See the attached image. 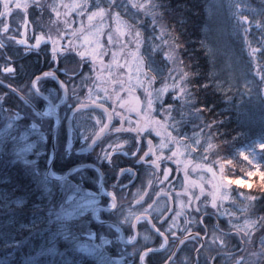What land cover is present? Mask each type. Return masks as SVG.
<instances>
[{"label":"trees","instance_id":"16d2710c","mask_svg":"<svg viewBox=\"0 0 264 264\" xmlns=\"http://www.w3.org/2000/svg\"><path fill=\"white\" fill-rule=\"evenodd\" d=\"M212 1L155 0L158 12L156 19L167 29L168 38L177 46V58L182 63L181 69L188 73L185 84L192 99L185 104L170 93L163 107L175 105L174 117L182 121L178 125L181 137L202 134L216 145L222 162L232 161L231 164L225 162V175L232 180L245 179L249 182L247 192L258 197L251 210L257 218L264 215V150L259 152V169L241 156V150L255 139L264 143V83L255 74L254 58L249 55L243 27L238 26L235 13L244 10L253 20L248 39L252 41L253 47H264V32L255 27L256 22L264 20V0H223L225 11L218 30V37L227 39L235 57L247 66L249 74L258 84L263 108L256 111L246 105V99L239 89L224 90L214 76V62L205 45L207 31L211 27L208 14ZM230 3L238 4L239 7H230ZM104 5L111 8L112 12L115 9L110 4ZM245 5L251 10L248 11ZM28 13L30 24L33 25L32 16L38 11L30 8ZM140 15L142 19L139 27L148 28L152 25L153 30L156 29L151 17L143 13ZM11 27L14 25L11 24ZM145 36L152 45L159 44L160 35L157 37L150 30ZM6 43L8 47L0 49V53L12 55L18 71L14 78H5L0 72V78H5L7 84L12 83L39 109H44L48 102L33 92L31 83L34 76L56 70L64 83L76 85L75 91H69L68 102L60 107L58 104L64 97L55 79L45 78L39 87L55 104L61 117L53 170L64 175L66 159L61 154L67 141V127H86L82 123L83 115L78 111L72 113V109L78 105V98L82 101L86 99L89 84L81 86L80 77L73 71L78 62L70 54L66 59L62 55L57 62L52 59L49 44L26 52L22 45L11 41ZM158 52L152 51L153 59L165 67L167 61L163 53ZM2 63L0 59V65ZM260 63L264 66V58ZM66 71L74 77L72 81L65 75ZM80 71L84 76L92 75L90 64L83 65ZM0 93H8L0 101V264H117L114 258L129 252L131 247L122 246L113 229L92 219L90 208H85L80 192L72 195L67 191L66 180L56 182L46 177L54 120L37 118L22 99L2 86ZM197 108L201 111L197 112ZM94 111L101 115L102 111ZM88 124L91 127L92 122ZM32 143L37 144L38 150L25 161L20 151ZM84 171L96 174L93 169L86 168ZM257 243L255 239L254 245H246L248 257L260 250Z\"/></svg>","mask_w":264,"mask_h":264},{"label":"snow or ice","instance_id":"6c2138e0","mask_svg":"<svg viewBox=\"0 0 264 264\" xmlns=\"http://www.w3.org/2000/svg\"><path fill=\"white\" fill-rule=\"evenodd\" d=\"M35 4L38 8H43L40 0H29V2L21 3L20 0H0V6H2L3 11H0V49H6L8 44L6 41L14 42L17 45L24 46L26 52L33 50H38L41 48L42 44H50L52 59L59 62L60 58L64 54L76 52V55L80 57V61L77 63L76 68L73 70L76 75L80 77L81 86H86L91 82V87H88L87 97L85 100L78 98L77 111L81 115H87L88 119L92 121V137L93 144L96 143L101 137L104 136L113 126V121L118 119L120 121L119 127H114L116 133L127 132L132 133L134 136L131 139H123L122 141L118 139L114 142H108L106 151L104 152L105 160L111 164L112 158L115 155L123 154L124 156H132L135 158L137 163L148 164L150 169H155L152 172V176L155 181L159 183H164L170 181V177L174 174V169L168 167L162 173L159 172L161 168L162 161H171L176 165V173L180 171L183 172V178L180 184L181 191L175 192V199L179 201L180 211L175 213L176 219H179L181 215L186 213V210L191 208L194 213L200 215V219L193 217L188 219L186 223H204L203 217L207 216L209 213V205L211 209L215 210L214 214L218 217L224 216L228 217V224L232 228L236 229L238 234H241V239L244 244H251L253 241L251 237H254L256 232H261L260 236V250L258 252H252L251 258H236L232 253H226L225 255L228 259L225 264H264V215L258 216L256 219H252L249 216L251 210L255 207V202L258 197L252 195L251 193H237L238 196L243 197V201H237L232 198V192L229 186L233 181H228L225 183V162L231 164L232 161L227 160L221 162L220 160H214L213 162L219 164V170L217 171L212 166L205 164L204 161L210 158V154L216 149L211 140L205 141L204 145H201V135L199 133L195 134L193 137H185L184 140L180 139L179 135H173V132H179L178 125L182 123L181 120H176L173 116V111L175 109L174 104H169L167 108H164L165 96L170 92L175 96L177 100L189 103L191 95L185 87V82L188 79V73L179 70V68H174L179 77V82L177 83L176 76H173L172 72L168 73V80L172 83L168 84L161 81L160 87H156L158 70L148 63L144 55L141 53V48L143 47V34L138 29V27L125 20L119 11L114 14L111 8H104L99 5L97 0L96 10H90L89 0H53V3L48 7L51 9L52 13H55L56 17L59 18L62 13L61 9H64L63 15L65 17L64 24L65 29L57 33L55 37L51 33L45 34L40 33L39 36L34 37L35 42L30 43L27 38V25L25 24V33L23 39H17L16 34L12 32L10 25L6 22V18L9 17L13 11V5L16 9H27ZM111 6L123 7L130 12L131 18L136 19L139 13H143L146 17H151L153 24L158 23L157 16L158 12L156 10L155 0H127L126 3L123 0H109ZM230 7H239L238 4L233 5L230 3ZM247 8V6H244ZM135 9V12H131ZM250 11L251 9H248ZM76 12L80 17H84L87 13V27L84 22L81 21L80 28H71L73 21L69 20L68 17ZM235 15L238 18V26L243 27L244 32V42L248 46L249 55L254 58V63L256 65V75L259 76L260 81L264 83V66L261 65L260 60L264 58V47H253L252 41L248 39V35L252 30L253 20L245 14L244 10H241ZM115 21V29L108 23V20ZM255 27L261 32H264V20L255 23ZM161 34L167 31V29L160 25ZM68 30L71 32L72 40L67 41V47L62 43L63 36L61 32L67 34ZM18 31V29H17ZM83 36V45L74 46V40L79 39ZM106 37V44L115 45L119 42L121 37H129L124 43L120 44L118 51H113L111 48H106V44L102 43V39ZM264 40V37H262ZM94 44V47L91 45ZM125 44L129 47L125 48ZM84 45H90L89 48H85ZM134 45V49L131 47ZM155 49V46H153ZM175 44H170L169 51L167 52V59L173 63V65H178L180 62L177 58V53L175 51ZM111 57L109 62H105V57ZM119 57V58H118ZM90 58V59H89ZM0 59L3 60L2 65H0V72L4 74L5 78L9 76L14 78L18 69L14 66L13 56L8 53H0ZM66 59V55H65ZM121 59L123 63H121ZM84 63L90 64V71L95 73V76L89 75L84 76L80 71ZM127 69L125 73L124 70ZM23 70L22 67L20 69ZM65 75L72 81L74 77L70 76L66 71ZM5 78H0V85H4L8 88L9 92H12L14 86L12 83L5 84ZM45 78L59 79L56 70L48 71L43 73L41 76H34L33 88L39 89L40 83ZM134 81V82H133ZM116 85H119L117 88ZM61 86L65 91H75V83L61 82ZM207 87V85H204ZM247 89V85H245ZM140 92V95L137 93ZM176 92H179V96H176ZM101 93L103 96L101 97ZM8 93H0V101H3ZM103 100L104 102H101ZM111 102L109 106H106L107 102ZM159 110L163 113L162 119H156L155 113ZM94 109H101V115H96ZM197 112L201 109L197 108ZM135 116V119L133 118ZM106 118V122H105ZM175 120V123L171 121ZM98 126V130H97ZM207 127V125H206ZM155 133L156 137H159V142L154 143L153 139L148 138ZM132 140H135V146L130 150L124 149L125 145H130ZM146 140L147 150H143L140 146L141 142ZM261 149L264 150V143L260 145ZM167 149L170 155L165 156L164 150ZM194 153H200L198 156H193ZM243 155V153H241ZM244 159L249 161V163L254 162L249 160V156L245 155ZM256 168L259 169V163H256ZM191 173H197V178L192 179ZM202 173H210L211 178L206 179ZM135 175L133 169L125 168L120 170L118 175L123 177L125 175ZM251 175V173H249ZM152 180L148 181L147 187H152ZM237 184H242V181H235ZM205 185H210V189H206ZM174 191V187L170 183L169 185ZM129 185H125L127 189ZM250 187V186H249ZM124 190V189H122ZM100 194L108 195L113 197L111 203L108 205L110 209L114 205H118L120 202V197H118L115 191L108 193L103 187L100 188ZM171 193H165L163 190L157 196H170ZM148 196L147 192H144L142 188L137 189L134 201L137 205L143 208V213L138 214L131 208V203H129L126 209V215L123 218V222L128 225L130 230H135L133 234L124 241L126 244L132 245V251L129 256L134 259L132 261H122V264H151V255L156 254L161 251L168 252L166 258V264H176L175 251H169L170 245V233H172V227H175V219L172 221V226H170L166 231L158 227L156 223L152 222V217L150 216L151 211L159 213V222L163 225L167 221V217H164L163 213L167 209V200H165L164 207L155 206L153 202H148L147 207H143V202L145 197ZM203 198V199H202ZM127 200V197L124 198ZM226 201H231L234 206H239L240 210L244 214L243 225L236 224L234 222L235 212L224 208L223 204ZM195 205V207H193ZM146 224H150L151 228L162 237V242L160 248H153L149 246L150 236L143 235V243L138 240L141 232L137 230V225L141 221ZM119 231V229H117ZM147 232V228L144 229ZM185 231L188 232L189 236H192V232L187 228ZM199 235V232L196 233ZM229 233H225L223 228L218 226L216 230L212 233V244L217 242L223 248H227L226 237ZM174 244L180 245L184 243V238L173 241ZM200 248L203 249L204 245L201 244ZM179 250V249H176ZM198 253L197 259L193 264H199V254L200 249L196 250ZM214 257L212 260L214 261ZM207 262V260H206Z\"/></svg>","mask_w":264,"mask_h":264},{"label":"flooded vegetation","instance_id":"af4514ba","mask_svg":"<svg viewBox=\"0 0 264 264\" xmlns=\"http://www.w3.org/2000/svg\"><path fill=\"white\" fill-rule=\"evenodd\" d=\"M81 119L82 123H84L86 127H67V141L65 142V148L62 151L61 157L66 159L65 174H67L73 168H76V170L66 180L65 188L70 194L73 193L72 195H74L75 192H80L81 198L83 199V204L85 205V208H90L91 217L93 220V214L95 211H97L96 217L100 221L113 223L121 228L119 231H117L116 228L101 224L114 230L116 234L115 237L122 246L131 247L129 252H123L122 255L114 258L117 264H122L123 260L132 261L134 259L132 256H129V253L132 251V245L124 243L123 238L126 241L135 230H130L128 225L123 222V218L127 214L126 209L128 208L129 203H131V208L133 211L138 214L143 213V208L140 205H137L133 198L137 192V189L140 188H142L144 192L148 193V196L145 197V201L143 202V207H147L148 202H153L154 207L159 206L163 208V202L167 200V209L164 211L163 215L168 219L163 225H161L159 222V213L151 211L150 216L152 217V222L156 223L157 226L161 227L164 231L172 226V221L175 219L176 226L172 227V233L169 234L171 245L169 251H175L176 264H193L198 256L196 251L197 249H200L199 264H225V261L228 259V257L225 255L226 253H232L236 258H251L247 255V244L243 243L241 234H238L236 229L229 228L226 225V222L223 219H219V217H217L214 213L209 212L207 216L203 217L204 223L202 224L186 223L188 219H192L193 217L200 219V215L198 213H194L191 208L187 209L186 213L181 215L179 219H176L175 213L180 211V207L179 201L174 197L175 192L181 191L180 184L183 173L181 171L176 173L175 164H173L171 161H167L165 163L164 161L161 162V168L159 169V172L162 173L168 167H172L174 169V174L170 177V181L164 182L162 184L155 181L154 177L152 176V172L155 171V169H150L148 164L137 163L135 158L132 156H124L123 154L115 155L112 158L111 164H109L104 157L107 143L117 141L118 139L121 141L123 139H131L134 134L127 132L116 133L114 131V127H118V124H114V120L113 126L110 127V130L107 132V134L92 148H88L93 141L92 127H89L90 124H88L92 121L88 119L87 115H83ZM53 133L54 127L52 129L50 158L52 153V145L55 138ZM148 138L153 139L151 136ZM135 143V140H132L130 145H125L124 149L121 150V153L124 150H130L135 146ZM140 146L143 148V150H147L146 140L142 141ZM96 167L100 169L102 175ZM86 168L93 169L96 171V174L94 175L92 171H84ZM125 168L133 169L136 174L132 176L126 174L125 176L120 177L118 173L120 170ZM149 180L153 181L151 188L147 187ZM101 181L103 183V188L108 193L115 191L118 197H120L119 204L114 205L112 209H110L108 205L111 203L113 197L100 194ZM170 183L174 187V191L169 186ZM125 185H129V187L125 189ZM84 186H86L87 189H83ZM161 190H163L165 193H171V195L159 196V199H157V196ZM126 197L127 200L125 201L124 198ZM218 226L223 228L225 233H229V235L226 237V243L228 245L227 248L221 247L218 242L216 244L211 243L212 233ZM145 228H147V232L144 231ZM186 228L192 232V236L188 235V232L185 231ZM137 230L141 232V235L138 237V240L141 243H143V235L147 234L150 236L149 246L153 248H160L162 237L154 232L150 224H146L142 220L140 224L137 225ZM197 232H199V235H196ZM180 237L184 238V243L180 245L174 244L173 241L179 239ZM103 240L108 241L110 239ZM201 244L204 245L203 249L200 248ZM167 256L168 252L166 251L153 254L151 255V264H166ZM213 257L215 258L214 261L212 260Z\"/></svg>","mask_w":264,"mask_h":264},{"label":"rangeland","instance_id":"374dc122","mask_svg":"<svg viewBox=\"0 0 264 264\" xmlns=\"http://www.w3.org/2000/svg\"><path fill=\"white\" fill-rule=\"evenodd\" d=\"M20 2L26 3V2H29V0H20ZM40 2L44 6L42 9L36 7L35 4H32V6L27 9V12H25L24 9H22V8L16 9L13 5V11H12L11 15L6 18V22L10 25L11 30H13V32L16 34L17 39L25 38L24 37V33H25L24 25L25 24L27 25V38H28L30 43H34L35 42L34 37L39 36L41 32H43L45 34L51 33L52 36L55 37L58 32L65 29V24H64L65 17L63 15L64 9H61L62 15L59 18H57L55 13H52L51 9L48 7L49 5H51L53 3V0H40ZM68 2H71V0H68ZM98 2H99V5L101 7L108 8V7H105L104 4L109 5V0H98ZM118 2H119V0H118ZM126 2H124V3H126ZM89 4H90V10L95 11L96 5H97V0H89ZM30 8H31V10L34 9V10L38 11L37 14L32 16L33 20H34L33 25L30 24V21L28 19V14H29L28 11ZM2 11H3V9H2ZM117 11H119L121 13L122 17L125 20H128L130 23L135 24L138 27V29L142 32V34H143V47L141 48V53L144 55V57L146 58L148 63L150 65H152V67H154L158 70V78H157L156 87H160L161 80L163 82L168 83V84L172 83L171 80L167 79L169 72H172L173 76H176L177 83H178L179 77H178L177 73L175 71H173V69L179 68V70H182L181 69L182 63L180 62L178 65H173V63L167 59L166 54L169 51V46H170V44H174V42H172L171 39L168 38L167 32H165L162 36L161 28H160V25H162L161 22L158 21V23L155 24L156 25L155 30H153L152 25H149L148 28H146L144 26L139 27V23L142 19V16L140 14H142V13L138 14L136 19H132L130 12H128L123 7V4H121L120 7H115V9L113 10L112 13L114 14ZM135 11H136L135 9L131 10V12H135ZM224 11H225V9H224L223 0H213L212 1L211 7L209 9V14H208L209 23H210L211 27L207 31V37L205 40V45H206L207 50L211 54V57L213 59L212 61L214 62L213 63L214 64V76H215L217 82L222 86V88L224 90H236L237 91L239 89L246 99V105H248L254 111H256V109L260 110V108H263V105H262L263 102H262V104L260 102L259 87H258V84H257L255 78L249 74L247 66L239 58L235 57L232 47L229 46V44L227 43V39L224 36L218 37L219 36L218 30L220 27L219 22L221 20L222 15L224 14ZM68 19L73 21L71 28L79 29L81 21H83L85 26L87 27V13L84 17H80L79 15L76 14V12H73L68 17ZM108 23L112 26L113 29H115L116 25H115L114 20L109 19ZM11 24H13L14 27H11ZM17 29H18V31H17ZM150 30L152 31L153 35L156 34L157 37L160 35L158 38L159 44H156V45L153 44L152 45L149 41L150 39L147 41V38L145 35ZM61 35L63 36L62 43L64 44L65 47H67V41L73 39V37L71 36L70 30H68L67 34H64L61 32ZM128 39H130V38L129 37H121L119 42L115 45V47H113V45L106 44V37L104 39H102L101 42L106 44V48H111L113 51H118L120 48V44L124 43ZM79 45H83V36H80L79 39L74 40V46H79ZM49 46H51V45L49 44ZM94 46H95L94 44L91 45V47H94ZM153 46H155V49ZM84 47L89 48L90 45H84ZM128 47H129V45L125 44V48H128ZM131 47L134 49V45H132ZM153 50H155L156 52H157V50H159L158 54L163 53V57H165V59L167 61V63L165 64V67H164V65L162 66L160 63L155 61V59H153V55H152ZM175 51H176V53L178 52L177 46L175 48ZM68 54H70L71 57H74V59L77 62L80 61V57L78 55H76L75 51H72L71 53H68ZM68 54H64L63 56H65V55L68 56ZM104 59H105V62L107 63L110 61L111 57L110 56L105 57ZM121 63H123L122 59H121ZM85 64H89V63H84L83 65H85ZM166 67H167V70H166ZM81 69H82V67H81ZM124 72L126 73L127 69H125ZM86 76H89V74H87ZM92 76H95L94 72H92ZM88 84H89V87L92 86L91 82ZM245 85H247V89H246ZM116 87L118 88L119 85H116ZM185 87L188 89L187 84H185ZM137 94L140 95V92H138ZM102 96H103V93H101V97ZM167 96H165V100H166ZM176 96H179V92H176ZM101 102H104V101L101 100ZM107 104L110 105L111 102L109 101V102H107ZM47 108L49 110V107H47ZM157 108H158V111L154 115H155L156 119H162L163 113L159 110V106H157ZM180 114H182V116H183V113H180ZM173 116H174V114H173ZM133 118L135 119V116ZM173 121H171V123H174ZM247 121H249V120H247ZM249 122H251V121H249ZM115 123L118 124V127L120 126V121L118 119L115 120ZM175 134L179 135L181 140H184L185 137H193L194 136V135L191 136V135L186 134V135H183L181 137V134H178L177 132L176 133L173 132V135H175ZM200 135H201V145L203 146L205 141H207V140L205 139L204 135H202V134H200ZM151 137L154 139L155 143L159 142L160 138L156 137L155 133H152ZM261 143H263V142L260 139L259 140L255 139L246 148L241 150V153H243V155H241V156L244 158V156L247 155V156H249V160H253V158H254V162L252 164L255 165V162L258 163L259 152L261 150V147H260ZM37 147L38 146L36 143H32V144H29L28 146L24 147V149H22L20 151V155H21L22 159L27 161V159H28L27 157L31 153H33L35 150H38ZM164 154H165V156L170 155L169 150L165 149ZM198 155H199L198 153L193 154V156H198ZM214 160H220L221 161L219 154H218L216 149L210 154V158L205 160L204 163L212 166L213 168H215L218 171L219 170V164L214 163L213 162ZM165 162H167V160L164 161V163ZM202 174L205 176L206 179L211 178L210 173H202ZM191 178L196 179L197 173H191ZM229 180L233 181V183L229 186V189L232 192V198L236 199L237 201H243V197L238 196L237 193L248 194L247 191H249L248 190L249 185H250L249 182H247L245 179L232 180L225 175V183L226 184ZM235 181H242L243 183L237 184V183H235ZM205 187H206V189H210V185H205ZM193 206H195V205H193ZM223 207L231 210L232 212H235L236 215L233 218L234 222L236 224L243 225L245 217H244V214L242 213V211L240 210V207L238 205L234 206L231 203V201H226V202H224ZM209 212H211V213L215 212V210L211 209L210 205H209ZM249 216L252 219H256L252 215V211L249 213ZM219 219H221V220L223 219L229 228L234 229L231 227V225L228 224V217L220 216ZM260 236H261V232L257 231L255 236L251 237V239L253 241L252 242L253 245H254V240L257 239L258 243L256 245L257 246L259 245V248H260ZM252 243H251V245H252Z\"/></svg>","mask_w":264,"mask_h":264},{"label":"water","instance_id":"95a60500","mask_svg":"<svg viewBox=\"0 0 264 264\" xmlns=\"http://www.w3.org/2000/svg\"><path fill=\"white\" fill-rule=\"evenodd\" d=\"M41 75H43V74H41ZM41 75H39V76H41ZM57 80V79H56ZM61 79L59 78L58 80H57V83H58V85L62 88V90H63V93H64V101L59 105V106H61V105H63L66 101H67V99H68V92H66L65 91V89L61 86ZM33 83H34V80H33V82H32V85H33ZM6 84V83H5ZM0 86H2V87H4V88H6V89H8L6 86H4V85H0ZM32 89H33V91L36 93V94H38V95H40V96H42V97H44L45 99H48V101H50L49 100V98H47L42 92H40L39 90H37V89H34L33 88V86H32ZM14 94H16L20 99H22L32 110H33V113L38 117V118H40V119H46V118H53V119H55V126H54V133H53V135H54V137L56 136V131H57V128L59 127V125H60V122H61V120H60V117H59V115H58V113L54 110V106H53V103H52V101H50L49 103H50V106H51V109H52V112L51 113H46V112H44V111H42V110H40L35 104H33L30 100H28L27 99V97L25 96V95H23L21 92H19L18 90H16L15 88L13 89V91H12ZM77 110V107L74 109V111H76ZM107 134V133H106ZM106 134H104V136L106 135ZM103 136V137H104ZM103 137H101L100 139H102ZM99 139V140H100ZM99 140H97L96 141V143L99 141ZM95 143V144H96ZM95 144H93V142L90 144V146L88 147V148H92ZM54 158H55V139H54V141H53V145H52V159H51V161H49V163H48V167H47V178L48 179H51V180H55V181H64L65 179H67L75 170H76V168H73V169H71L65 176H63V177H56V176H54V174H53V172H52V162H53V160H54ZM86 166H90V165H86ZM97 168V167H96ZM98 169V171L100 172V174L102 175V173H101V171H100V169L99 168H97ZM101 187H103V183H102V181H101V183H100V188ZM96 212L97 211H95L94 212V214H93V216H94V219L97 221V222H100V223H102V224H104V225H108V226H111V227H113V228H116V229H121L118 225H116V224H113V223H108V222H101V221H99L97 218H96ZM123 241H125V239L123 238ZM125 243V242H124Z\"/></svg>","mask_w":264,"mask_h":264},{"label":"bare ground","instance_id":"6f19581e","mask_svg":"<svg viewBox=\"0 0 264 264\" xmlns=\"http://www.w3.org/2000/svg\"><path fill=\"white\" fill-rule=\"evenodd\" d=\"M59 88L61 89V91H62V93H63V90H62V88L59 86ZM68 92V99H69V91H67ZM63 97H64V93H63ZM68 99H67V101L65 102V104L68 102ZM63 101H64V99H63ZM62 101V102H63ZM61 102V103H62ZM76 107H74L73 109H72V111L75 109ZM73 113H76V112H73Z\"/></svg>","mask_w":264,"mask_h":264}]
</instances>
